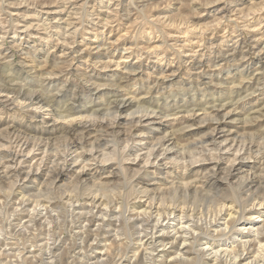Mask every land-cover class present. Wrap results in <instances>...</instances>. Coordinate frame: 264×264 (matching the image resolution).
I'll use <instances>...</instances> for the list:
<instances>
[{
    "label": "rangeland",
    "instance_id": "1",
    "mask_svg": "<svg viewBox=\"0 0 264 264\" xmlns=\"http://www.w3.org/2000/svg\"><path fill=\"white\" fill-rule=\"evenodd\" d=\"M30 95L44 103V111L29 106L36 102L27 99ZM23 98V106L18 105L17 100ZM121 101H135L141 113L158 111L152 116L158 130H147L145 122L125 121L126 112H118ZM80 115L103 125L88 123V128L71 131L76 128L68 122ZM216 127L224 130L231 150L228 155L221 153L218 184L210 189L208 167L213 163L186 168L181 163L192 158L190 153L198 151L204 144L201 140ZM163 137L177 146L173 155L180 151L175 154L180 165L168 164L163 157H150V163L144 164L146 158L142 157L150 144ZM125 144L128 147L121 153ZM71 146L78 149L81 163L61 165ZM234 156L240 157L236 164L245 167L241 175L225 177ZM121 157L123 162L118 164ZM94 158L99 162L91 164ZM263 159L264 0H5L0 7V251L9 252L12 246L15 253L23 252L29 247L27 241L39 242L36 246L40 247L56 240L55 244L67 246L70 254L52 264H164L152 256L156 252L152 254L151 246L145 243L142 247L138 242V238L150 237L156 218L162 222L165 216L175 215L176 220L208 234L227 218L218 214L210 200L216 193L220 197L231 183L237 191L233 210L237 226L246 222V211L260 208L263 213L264 207L258 205L261 200L253 197L254 188H249H264ZM63 168L68 170L63 171V179L54 178ZM79 169L87 174L73 181ZM241 178L254 185L235 186ZM180 181L192 182L193 188L210 195V200L175 203L165 191ZM101 182L108 187L98 196ZM125 184L127 195H120ZM69 195L74 204L93 196L105 197L102 199L109 202L105 213L99 216L96 209L91 211V215L102 217L98 239L122 240L127 255L103 262L74 256L78 250L70 247L76 232L73 227L79 222L92 223L89 215L67 209L64 198ZM36 196L42 199L41 204H56L61 209L39 213L38 208L33 209ZM260 196L264 198V193ZM139 206L145 211L152 207L145 218L141 215L136 221L134 213ZM164 208H178V215H170L172 210ZM41 248L46 250V246ZM136 248H140L139 259L127 260ZM5 258H0V263L49 264L40 258L30 262L22 257ZM199 262L192 264L203 263Z\"/></svg>",
    "mask_w": 264,
    "mask_h": 264
},
{
    "label": "bare ground",
    "instance_id": "2",
    "mask_svg": "<svg viewBox=\"0 0 264 264\" xmlns=\"http://www.w3.org/2000/svg\"><path fill=\"white\" fill-rule=\"evenodd\" d=\"M190 49V48H189ZM159 58V57H157ZM122 61V60H121ZM123 62V61H122ZM161 62V61H160ZM30 77V76H29ZM48 79V78H47ZM234 79V78H233ZM263 84V83H262ZM124 88V87H123ZM234 88V87H233ZM248 90V89H247ZM50 92V91H49ZM31 93V92H30ZM194 94V93H193ZM213 94V93H212ZM223 94V93H222ZM239 95V94H238ZM84 96V95H83ZM177 96V95H176ZM235 96V95H234ZM30 97V98H29ZM27 99H29V101H36L37 99H33L32 95H30ZM124 98V97H123ZM26 99V98H25ZM26 99V100H27ZM19 101L17 104L18 105H22V103L20 101H24V98L21 100H17ZM28 101V100H27ZM130 101V100H129ZM234 101V100H233ZM23 102V103H24ZM135 102V101H134ZM134 102H128V101H121L118 107V112L119 109H121L124 113L126 112V117L124 118L125 121L127 122H132V121H136V123H142L145 122V124L143 125V127H146L147 130L152 131V130H158V128L155 127V122H154V117H152V115H144V113H141V111H139V106H135ZM74 103V102H73ZM88 103V102H87ZM15 104V103H14ZM186 104V103H185ZM202 105V104H201ZM23 106V105H22ZM29 106H33L35 107V110L39 109V108H43L44 107V103L41 104V101H36L34 103L31 102V104L29 103ZM83 107V106H82ZM149 107V106H148ZM114 111V110H113ZM145 110H142V112ZM158 112V111H157ZM140 114L139 116H136ZM230 114V113H229ZM164 115V114H163ZM68 116V115H67ZM72 117V116H71ZM120 114L115 118H119ZM122 117V116H121ZM97 118V117H96ZM105 118V117H104ZM95 119V118H94ZM93 118H91V116H78V117H74L70 120V122H68V124L70 125L71 123L74 124V128L75 130H71V131H76L79 128L85 129L88 128L89 125L88 123H100L103 125L102 122H98V120H94ZM87 120L86 122H83ZM65 121V120H64ZM108 121V120H107ZM177 121V120H176ZM63 123V122H62ZM67 122H64L63 124H66ZM185 123V122H184ZM62 124V125H63ZM129 124V123H128ZM88 125V127L86 126ZM95 125V124H94ZM64 126V125H63ZM66 126V125H65ZM99 126V125H98ZM62 127V126H61ZM66 128V127H65ZM71 128V127H70ZM72 129V128H71ZM67 130V129H66ZM68 131V130H67ZM223 131L224 130H218L217 127L214 128L213 130H210L209 133L207 134V138L206 140H201L204 144L208 145V148L211 149L213 152H215V149L212 147L213 143H215L216 145H221L223 146V154L222 155H228L229 151L231 150V144L227 145V141L228 138H226L225 135H223ZM63 133V132H62ZM68 134V133H67ZM255 136V135H254ZM128 138V137H127ZM105 139V138H104ZM73 141V140H72ZM156 142V143H155ZM155 144H150L151 147L148 148L147 153H145V155H143V158H146L145 163H150L149 159L150 157L155 160H158L156 158L159 157H163L164 161L167 160L168 164H173V165H180V161L179 159L177 160V158H180L179 155L178 157H175V154H179V152L175 153L173 155V148L177 147L173 145V143H170V140L163 137L162 139H158L157 141H155ZM201 142V143H202ZM140 143V142H139ZM176 144V143H175ZM252 145V144H251ZM159 146L158 149H156L155 147ZM249 146V144H248ZM23 147V146H22ZM162 147L161 150H159ZM234 147V146H233ZM181 148V147H180ZM9 149V148H8ZM238 149V148H237ZM17 150V149H16ZM28 150V149H27ZM71 152L73 151H77L78 149L71 146L70 148ZM106 150V149H103ZM181 150V149H180ZM20 151V150H19ZM31 151V150H30ZM30 151H28L30 153ZM183 151V150H182ZM103 152V151H102ZM125 152V151H124ZM193 152V151H192ZM111 153V152H110ZM109 153V154H110ZM107 153L104 152L103 154V161H108V159L106 158ZM172 154V155H171ZM181 155V154H180ZM221 155V156H222ZM117 156V155H116ZM121 156V155H120ZM20 157V156H19ZM44 157V156H43ZM81 157V156H80ZM79 157V158H80ZM135 157V155H134ZM137 155H136V159H137ZM101 158V157H100ZM182 158V157H181ZM190 158V157H189ZM252 158V157H251ZM184 159V156H183ZM182 159V160H183ZM222 159V158H221ZM220 159V160H221ZM240 159V157H236L234 156V162L232 160V162L226 167V171H227V175L225 177H230V178H235L237 175H239L243 170V168L245 167L241 162L236 164V161ZM249 159V158H248ZM102 160V159H101ZM132 160V159H131ZM134 160V159H133ZM181 160V161H182ZM219 160V161H220ZM264 160V159H263ZM241 161H243L241 159ZM54 162V161H53ZM158 162V161H157ZM131 163V162H130ZM213 163V165H207L204 167H208L211 168L213 166H215V175L214 176H208L207 179H209L208 181V185L209 188L213 187L215 185L218 184L217 178H218V174L220 175V168H219V162H211ZM143 164V163H142ZM163 164V162L161 163ZM183 166V168H186V165H184V163H181ZM198 164V163H197ZM84 165V164H83ZM151 165V164H150ZM167 165V163H166ZM170 165V166H171ZM59 166V165H58ZM61 166V165H60ZM80 166V165H79ZM143 166V165H142ZM148 166V165H147ZM175 166V167H176ZM64 167V166H63ZM174 167V168H175ZM62 168V167H61ZM83 168V167H82ZM201 168V167H199ZM198 168V169H199ZM77 169V168H76ZM204 169V168H203ZM15 170V169H14ZM64 170H67V168H63L62 170L58 171L55 174L56 179L61 180V178L63 179V177L65 176L64 174ZM209 170V169H208ZM68 171V170H67ZM140 171V169H139ZM169 171V170H168ZM201 171V170H200ZM75 172V171H74ZM86 172V171H85ZM68 173V172H67ZM77 176L78 179L82 178L83 176H86V174L84 173L83 169H79L77 171ZM148 174V173H147ZM30 175V174H29ZM117 175V174H116ZM241 175V174H240ZM27 176V175H26ZM119 176V175H118ZM223 176V175H222ZM245 176V175H244ZM243 177V176H242ZM186 178V177H185ZM78 179H75L73 181H78ZM87 179V178H86ZM119 179V178H118ZM225 179V178H223ZM245 178H241L239 181L237 180V182H233L235 183V186L238 185H254V183L247 181V179L243 180ZM249 179V178H248ZM256 179V178H255ZM188 180V179H187ZM227 180V179H226ZM243 180V181H242ZM85 181V180H84ZM177 181V180H176ZM223 181V180H221ZM62 182V181H61ZM95 182V181H94ZM93 182V183H94ZM230 182V181H228ZM72 183V182H71ZM78 183V182H77ZM96 183V182H95ZM104 183V182H103ZM102 182L99 184V189L97 190V195L98 192H102L106 190V188L108 187L107 183H106V188L105 184H103ZM114 183V182H113ZM116 183V182H115ZM177 183V182H176ZM231 183V182H230ZM264 183V182H263ZM68 184V183H67ZM80 184V183H79ZM88 184V183H87ZM91 184V183H90ZM145 184V183H144ZM196 184V183H195ZM199 184V183H198ZM225 184V183H224ZM114 185V184H113ZM175 186V184H172ZM177 185V184H176ZM193 183L189 182V181H185L183 183L178 184L177 186H175V188H172L170 186L169 189L167 188L165 192H167L169 198L171 197L172 201H174L177 204L180 205H184L187 202H190V200L192 201V203L201 201V200H207L211 198L210 195L208 194H202L201 190H197V188H193ZM257 185V184H256ZM97 186V185H96ZM104 186V187H103ZM122 186V185H121ZM226 186V185H225ZM53 187V186H52ZM67 187V186H66ZM89 187V186H88ZM251 187H253L254 189V194L253 197H257V199L260 201L258 203V205L260 207H264V198L263 196L261 197L260 194L264 193V188H260L261 186L259 185L258 187L254 186H250L249 188L251 189ZM263 187V186H262ZM5 188V187H4ZM149 188V187H148ZM202 188V187H201ZM244 188V187H243ZM247 188V187H246ZM58 189V188H57ZM60 189V188H59ZM95 189V188H94ZM110 189V188H109ZM159 189V188H158ZM164 189V188H163ZM211 189V188H210ZM223 189V188H222ZM240 189V187H239ZM111 190V189H110ZM121 190V189H120ZM140 190V189H139ZM162 190V189H161ZM209 190V189H208ZM207 190V191H208ZM248 190V188H247ZM252 190V189H251ZM7 191V190H6ZM11 191V190H10ZM9 191V192H10ZM113 191V190H112ZM146 191V190H145ZM205 191V190H204ZM217 191V190H216ZM5 192V190H4ZM23 192V191H22ZM68 192V191H67ZM110 192V191H109ZM155 192V191H154ZM164 192V191H163ZM212 191L209 190L208 193H210ZM218 192V191H217ZM237 192V191H236ZM235 189H233L232 183L231 185L228 184L227 189H224V191L222 192L223 194L219 197L216 193V195L218 196L217 199H215V196L213 195V198H211L210 202L211 205L215 208L217 207V212H219L218 214H221V217L226 216L227 218H222V220H224V223L222 225H217L215 226L214 229H212V232H208V234H202L201 233V229L196 226V225H189L188 223H182L180 222V219L176 220L177 216L174 215V217L170 218H163L162 222H159V219L156 218L157 220L154 221V225H153V232L152 230L149 232L151 235H149L150 237L146 238L141 237L138 238V242H140V244L145 246V243H147L148 246H151L153 248L152 250V254L153 251L156 252L155 255H152L155 259H158L160 262L163 261L164 264H192L193 261H197L200 260V262L202 261L203 263L201 264H264V237L262 235V229L264 228V212L261 213L260 208H258L257 210L254 209H250L248 211H246L244 214L245 216H247L246 218V222H244L243 224L241 223L239 226L236 225V220L237 218L234 219V215H233V210H234V203L236 202V196H235ZM39 193V192H38ZM72 193V192H71ZM74 193V192H73ZM111 193V192H110ZM148 193V192H147ZM146 193V194H147ZM213 193V192H212ZM10 194V193H9ZM21 194V191H20ZM24 194V193H23ZM109 194V193H108ZM161 194V193H160ZM12 195V194H10ZM68 195V194H67ZM101 195H104L103 193ZM152 195V194H151ZM208 195V196H206ZM250 195V194H249ZM249 195L247 196V198H249ZM33 196V195H32ZM99 196V195H98ZM98 196H93L91 199H86L84 201V203L81 204H74L73 203V196L69 195L68 197H65L64 199L66 200V207L67 209L69 208V210L72 212L78 210L82 213H79L83 216V214H87L89 215L87 218H89V222L92 223V225L90 226V224H82L81 222H79L80 224L78 226H74L73 229L76 230V232H73V237L77 236L78 237V241H74V238H72V243L70 245V247L72 246V248L78 250L77 253L74 254V256H81L82 258H85L87 260H95L96 262H103L109 259H112L113 256H117V257H123L125 255H127L126 253V248L125 247V243L122 242V240L116 239L115 237L113 239L109 240L106 239H98V237L100 238L101 235H99V231H101V222H100V218L102 217H95L94 215H91V211L92 209H96L97 213H99V216H102L105 212L104 210H107V207L109 205V202L106 199H102L105 198L104 196H101V198H98ZM150 196V194H149ZM167 196V195H166ZM210 196V197H209ZM240 196V195H239ZM31 197V196H30ZM24 197L21 196L20 201L23 199ZM27 198V200L29 201L30 199H28V197L25 196V199ZM37 198V196H36ZM40 198V196L37 198V202H35V200L33 202L36 203V208L33 207V209H37L39 211V213L41 212H45L46 210L51 209V211H57L60 210L61 207L56 205V204H52V205H47V204H41L42 199L40 198V200H38ZM115 198V196H114ZM153 198V196H152ZM155 198V196H154ZM204 198V199H203ZM17 199V198H16ZM24 199V200H25ZM75 199V198H74ZM119 199V198H118ZM254 199V198H252ZM26 200V201H27ZM58 200V199H57ZM204 200V201H205ZM1 201V200H0ZM19 201V202H20ZM26 201L25 204H26ZM62 201V200H61ZM64 201V200H63ZM62 201V202H63ZM165 201V200H164ZM171 200L169 202H172ZM14 202V201H13ZM30 202V201H29ZM65 202V201H64ZM63 202V203H64ZM117 202V201H116ZM136 202V201H135ZM166 202H167V198H166ZM203 202V201H202ZM48 203V201L46 202ZM50 203V202H49ZM113 203V202H112ZM153 203V202H152ZM160 203V202H159ZM205 203V202H204ZM207 203V202H206ZM240 203V202H239ZM24 204V205H25ZM28 204V203H27ZM32 204V203H31ZM130 204V203H129ZM148 204V203H147ZM209 204V203H208ZM243 204V203H242ZM23 205V204H22ZM21 205V206H22ZM30 205V204H29ZM28 205V206H29ZM34 205V203H33ZM117 206V204H115ZM149 205H152L151 203ZM158 205V204H157ZM171 205V204H169ZM176 205V204H175ZM210 205V206H211ZM239 206V204L237 205ZM14 207V206H13ZM25 207V206H23ZM21 207V208H23ZM32 207V205H31ZM119 207V206H118ZM142 206L136 207L140 208ZM147 207V206H146ZM149 208H151L150 206H148ZM147 207V211L148 210ZM159 207V205H158ZM161 207V206H160ZM159 207V208H160ZM192 207V206H191ZM12 209V207H10ZM26 208V207H25ZM133 208V207H132ZM145 208V207H144ZM144 208H140V210H138L137 212H135L134 210V216L136 217V221L137 219L143 215V217L145 216V213H147V211L144 210ZM163 208V207H162ZM209 208V207H208ZM240 208V207H239ZM251 208V207H250ZM17 209V208H15ZM24 209V208H23ZM28 209V208H27ZM63 209V208H62ZM123 209V208H122ZM156 209V207H155ZM165 209V208H164ZM169 209V208H168ZM168 209H165L166 211ZM178 209V208H177ZM176 208L175 209H171L172 212L170 213V215L172 214H177L178 211ZM186 209V206H185ZM10 210V209H9ZM129 210V209H128ZM159 210V209H158ZM168 210V211H171ZM187 210V209H186ZM29 211V210H28ZM27 211V212H28ZM33 211V210H32ZM65 211V210H64ZM123 211V210H122ZM132 211V210H131ZM130 211V212H131ZM160 211H163L162 209ZM165 211V213H166ZM241 211V210H240ZM15 212V210H14ZM26 212V211H25ZM26 212V213H27ZM115 212V211H114ZM113 212V213H114ZM152 212V211H151ZM164 212V211H163ZM215 212V211H214ZM122 213V212H121ZM162 213V212H161ZM160 213V215H161ZM182 213V211H181ZM28 214V213H27ZM43 214V213H42ZM45 214V213H44ZM49 214V211H48ZM51 214V213H50ZM53 214V212H52ZM156 214H159L158 212ZM164 214V213H163ZM185 214V213H184ZM187 214V213H186ZM208 214V213H207ZM235 214V213H234ZM241 214V213H239ZM243 214V215H244ZM30 215V214H28ZM148 215V213H147ZM154 215V214H152ZM151 215V216H152ZM166 215V214H165ZM178 215V214H177ZM257 215V216H256ZM15 216V215H14ZM27 216V215H26ZM33 216V215H32ZM43 216V215H42ZM52 216V215H51ZM117 216V215H116ZM155 216V215H154ZM162 216V215H161ZM191 216V215H190ZM236 216V214H235ZM242 216V215H241ZM31 217V216H30ZM36 217V216H35ZM44 217V216H43ZM70 217V216H69ZM109 217V216H108ZM153 217V216H152ZM157 217V216H156ZM160 217V216H158ZM163 217V216H162ZM161 217V218H162ZM180 217V216H179ZM182 217V216H181ZM210 217V216H209ZM215 217V216H214ZM8 218V217H7ZM10 218V217H9ZM8 218V219H9ZM18 218V217H17ZM56 218V217H55ZM85 218V217H83ZM122 218V217H121ZM141 218V217H140ZM145 218V217H144ZM147 218V217H146ZM155 218V217H154ZM184 218V217H183ZM188 218V217H187ZM191 218V217H190ZM241 218V217H240ZM243 218V217H242ZM13 219V217H12ZM19 219V218H18ZM39 219V218H38ZM44 219V218H43ZM106 219V218H105ZM142 219V218H141ZM21 220V219H20ZM19 220V221H20ZM81 220V219H80ZM190 220V219H189ZM240 220V219H239ZM68 221V220H67ZM71 222V220H69ZM79 221V219H78ZM85 221L88 223V220L85 218ZM148 220L146 219V222ZM153 221V220H152ZM238 221V220H237ZM22 222V221H21ZM20 222V223H21ZM35 222V220H34ZM33 222V223H34ZM48 222V221H47ZM73 222V221H72ZM77 222V221H76ZM123 222V221H122ZM141 221H138V223H140ZM192 222V221H191ZM218 222V221H217ZM19 223V224H20ZM31 223V222H30ZM50 223V222H49ZM133 223V222H132ZM137 223V222H135ZM134 223V224H135ZM43 224V223H42ZM57 224V223H55ZM73 224V223H71ZM76 224V223H75ZM105 224V223H104ZM115 224V223H114ZM30 225V224H29ZM126 225V224H125ZM144 225V224H143ZM200 225V224H199ZM19 226V225H18ZM42 226V225H41ZM40 226V227H41ZM14 227V226H13ZM20 227V226H19ZM50 227V226H49ZM139 228V230L141 229L140 225L137 226ZM145 227V226H143ZM149 227V226H148ZM152 227V225H151ZM150 227V228H151ZM17 230L18 227L16 226ZM21 229V227H20ZM40 229V228H39ZM38 229V230H39ZM47 229V228H46ZM51 229V228H50ZM49 229V230H50ZM55 230V229H54ZM143 230V228H142ZM156 230V231H155ZM1 231V230H0ZM35 231V230H33ZM40 231V230H39ZM38 231V232H39ZM51 231V230H50ZM148 231V230H147ZM204 231V230H203ZM15 232V231H14ZM18 232V231H17ZM45 232V233H44ZM206 232V231H205ZM4 233V232H3ZM32 233V232H31ZM44 234H46V231H43ZM140 233V232H139ZM37 234V233H36ZM40 234V233H39ZM49 234V233H48ZM43 235V234H42ZM53 235V234H52ZM105 235V234H103ZM139 236V234H137ZM45 236V235H44ZM1 237V235H0ZM11 237V236H10ZM40 237V235H39ZM43 236H41L42 238ZM47 237V236H45ZM49 237V236H48ZM66 237V236H65ZM70 237V236H69ZM140 237V236H139ZM6 238V237H5ZM8 238V237H7ZM37 238V237H36ZM35 238V239H36ZM51 238V237H49ZM55 238V237H54ZM48 239V238H47ZM52 239V238H51ZM122 239V238H121ZM3 240V239H2ZM25 240V239H24ZM30 240V239H29ZM39 240V239H37ZM43 240V239H42ZM41 240V241H42ZM228 240V241H227ZM4 241V240H3ZM40 241V242H41ZM74 241V242H73ZM9 242V241H8ZM45 242H46V238H45ZM56 242V240H55ZM55 242H51V243H43L41 244L42 247L46 246V250L43 251V249L38 246H36L37 243L39 242H33L32 241H27L28 243V248L23 250V252H19L17 251V253L14 252V248L13 249H7L9 250L6 251L5 250H1L0 251V258L4 257V260L6 259L5 257H12V258H19L21 259V257L23 258V260H36L37 258L40 259H47L49 264H52L53 262H57L60 261L64 258H67L70 254L69 249H67V246H62L59 244H55ZM137 243V242H136ZM1 244V243H0ZM13 245V243H11ZM64 244V243H63ZM3 245V243L1 244ZM138 245V244H137ZM5 246V245H4ZM3 247V246H1ZM89 248L90 250L86 251V248ZM141 247V246H140ZM45 249V248H44ZM114 249L117 250V252L114 253ZM140 248H136V249H132L131 252H133V254L131 256L127 257V260L131 259V260H138L139 256L141 255V252L139 251ZM143 249V248H142ZM136 250V251H135ZM22 251V250H21ZM43 251V252H42ZM145 251V250H144ZM144 253V252H143ZM150 254V253H149ZM129 255V254H128ZM147 256H149L147 254ZM45 257V258H44ZM149 259V258H148ZM67 260V259H66ZM80 260V259H79ZM157 260V261H158ZM37 261V260H36ZM45 261V260H44ZM130 261V260H129ZM1 262V260H0ZM11 262V261H10ZM18 262V261H17ZM199 262V263H200ZM19 263V262H18ZM0 264H10L9 262H7V260L5 262H3ZM83 264V263H82Z\"/></svg>",
    "mask_w": 264,
    "mask_h": 264
},
{
    "label": "clouds",
    "instance_id": "3",
    "mask_svg": "<svg viewBox=\"0 0 264 264\" xmlns=\"http://www.w3.org/2000/svg\"><path fill=\"white\" fill-rule=\"evenodd\" d=\"M5 4V0H0V7H3ZM38 111H44L43 108H39L37 109ZM144 115H152V116H155L157 115V111H154L152 109H148L147 111H145ZM129 144L131 143V141L128 142ZM128 147V144H125L124 145V148H122L120 151L121 153L123 151H125ZM214 149H215V152H213L211 149L208 148V145L206 144H201L199 145V149L198 151L194 152V153H190V155L192 156L191 159H186V160H183V163L186 165V166H191L193 164H197V163H200V164H207V163H211V162H219V160L222 158L221 156V153L223 152V146L221 145H216L215 143H213V146H212ZM80 153L78 152H70L68 153L67 156H65V159L62 160L60 162L61 165H68L69 167H71L72 165L74 164H79L81 163L80 159ZM99 161H97L95 158L92 159L90 161L91 164H95V163H98ZM123 162V158L121 157V160L118 162L119 163H122ZM234 162V160H233ZM216 173H215V166L209 168L208 170V176H214ZM73 179H78V176H74ZM82 183V181H81ZM87 194V193H85ZM120 195H127V184L124 185V191L119 193Z\"/></svg>",
    "mask_w": 264,
    "mask_h": 264
}]
</instances>
